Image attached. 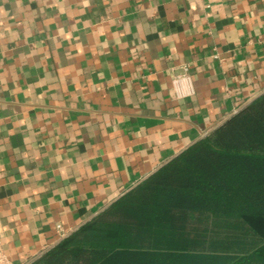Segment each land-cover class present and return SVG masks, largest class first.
<instances>
[{
    "label": "crops",
    "instance_id": "1",
    "mask_svg": "<svg viewBox=\"0 0 264 264\" xmlns=\"http://www.w3.org/2000/svg\"><path fill=\"white\" fill-rule=\"evenodd\" d=\"M263 93L264 0H0L6 254L32 263Z\"/></svg>",
    "mask_w": 264,
    "mask_h": 264
},
{
    "label": "trees",
    "instance_id": "2",
    "mask_svg": "<svg viewBox=\"0 0 264 264\" xmlns=\"http://www.w3.org/2000/svg\"><path fill=\"white\" fill-rule=\"evenodd\" d=\"M30 264H264V93Z\"/></svg>",
    "mask_w": 264,
    "mask_h": 264
},
{
    "label": "built area",
    "instance_id": "3",
    "mask_svg": "<svg viewBox=\"0 0 264 264\" xmlns=\"http://www.w3.org/2000/svg\"><path fill=\"white\" fill-rule=\"evenodd\" d=\"M184 70L188 71V67H184ZM185 79H186L185 75H179L174 80V90L178 96H183L185 94V92L182 91L181 88V82L185 81ZM57 228L62 232V235L65 236V233L62 230V226L58 225ZM2 236H3L2 230L0 229V264H22V263H15L8 257L3 247Z\"/></svg>",
    "mask_w": 264,
    "mask_h": 264
},
{
    "label": "clouds",
    "instance_id": "4",
    "mask_svg": "<svg viewBox=\"0 0 264 264\" xmlns=\"http://www.w3.org/2000/svg\"><path fill=\"white\" fill-rule=\"evenodd\" d=\"M85 3H87V0H85Z\"/></svg>",
    "mask_w": 264,
    "mask_h": 264
}]
</instances>
